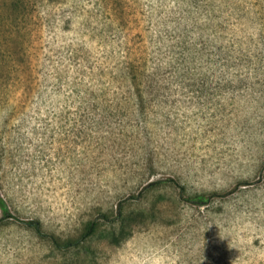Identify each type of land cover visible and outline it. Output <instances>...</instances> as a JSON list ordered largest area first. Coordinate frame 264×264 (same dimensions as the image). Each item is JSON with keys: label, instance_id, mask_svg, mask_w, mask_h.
I'll use <instances>...</instances> for the list:
<instances>
[{"label": "rangeland", "instance_id": "rangeland-1", "mask_svg": "<svg viewBox=\"0 0 264 264\" xmlns=\"http://www.w3.org/2000/svg\"><path fill=\"white\" fill-rule=\"evenodd\" d=\"M12 1L0 0V125L12 115L0 193L14 191L20 220L65 236L121 206L154 208L122 245L95 241L93 264H264V0ZM119 63L154 86L141 113L131 102L134 114L113 118L120 153L89 117L41 128L119 86ZM12 97L27 103L11 113ZM126 117L141 129L117 125ZM200 194L207 204L189 201ZM2 217L0 264L61 262Z\"/></svg>", "mask_w": 264, "mask_h": 264}, {"label": "trees", "instance_id": "trees-1", "mask_svg": "<svg viewBox=\"0 0 264 264\" xmlns=\"http://www.w3.org/2000/svg\"><path fill=\"white\" fill-rule=\"evenodd\" d=\"M12 3L13 6H19L23 3V0H13ZM16 35V30H14L13 36ZM217 56L218 54L213 56V58L216 57L215 60H218ZM118 67L122 70V74L119 76V80H117L119 86L101 89V92L99 93L92 90L94 96L92 94L89 95L93 101L90 108L87 107V102H83L84 106L80 105L77 108H73L74 112H71V116L68 115L66 117L63 115V117L57 116L54 117V119H42L43 122H40L41 128L45 130L49 125H56L59 120H61L60 123L65 121L67 123L79 124L89 117L92 122H89V124H91L90 131L91 133L99 134L96 137V140L97 142L103 143L104 146L102 148L110 153H120V149L122 148L121 144L118 141L116 142V139L112 140L108 135L114 127L112 122L113 118L116 117L119 119L120 115L121 117L126 116V112H129L131 115L134 114L129 104L131 102H135L137 106L135 107V111L137 110L141 113L143 111L142 108L144 109V98L148 96L149 92L154 90V86H152V83L142 84V75L138 73L140 71L138 65L134 66L132 63L131 66L126 65L123 67V64L119 63ZM19 71L21 73L22 70ZM15 73L18 74L19 72ZM19 82H22V77L16 84H13L15 89H17ZM11 100L13 103L11 104L13 106L9 109V112L11 111V113H13L16 108H21V105H26L27 103V101H24L19 104V100L13 97ZM85 111H87L88 114L85 113ZM11 116L12 115H10V117ZM9 118H6L2 122L0 125L2 128L8 125ZM65 118L67 120H64ZM129 120L130 123H128V125L124 124L125 122H129ZM132 122L138 123L135 118L130 119V117H126L122 118L117 125L121 127L132 126L141 129L139 123L138 125H134ZM104 126H106L107 129H103ZM85 129L87 130L88 126H86ZM3 134L4 133H0V153L5 150V147H7V144L4 143ZM161 183L163 182L158 180L151 182L149 186L161 185ZM1 185L5 190V193H0V210L3 216L2 219L14 218L20 220L16 214L20 208V206H18L20 204H18L16 197L13 195L14 191L8 186L6 188L4 184ZM210 197L211 195L207 196L200 194L196 196L195 199L189 201L199 205H205L209 202ZM153 209H150L148 215H145L144 213H130L124 211L121 206L116 215L111 216L108 213H102L98 218L86 222L79 234H69L65 236L46 230L44 222L38 217H32L20 221L33 230L40 239L50 243L52 248L61 254V262L59 264H93L98 253V248H96V245L94 244L95 241L103 239L109 246L118 247L122 245V243L135 232L134 230L138 224H133L134 221L138 220L139 223H144L148 218L147 216L155 215L153 214Z\"/></svg>", "mask_w": 264, "mask_h": 264}]
</instances>
